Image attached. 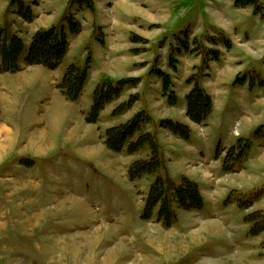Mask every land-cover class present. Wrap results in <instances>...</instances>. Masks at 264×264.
Instances as JSON below:
<instances>
[{
  "label": "crops",
  "instance_id": "0c3cea01",
  "mask_svg": "<svg viewBox=\"0 0 264 264\" xmlns=\"http://www.w3.org/2000/svg\"><path fill=\"white\" fill-rule=\"evenodd\" d=\"M92 1L94 7L90 9L73 4V0H22L30 10L29 17H25L13 0H0V29L10 31L24 44L19 62L21 70L12 73L0 69L1 152H6L7 158L41 160L71 150L73 152L68 151L71 156L84 157L93 166V173L102 175L103 181L117 182V190L122 188L123 194L126 183L140 194L139 220L148 199L146 194L159 176L165 181L168 192H172L182 179H189L199 188L203 208L178 210L176 224L188 227L186 237L197 243L201 238L204 241L207 235L218 237L220 245L215 252L218 263L237 261V254L244 249L252 255L254 239L260 238L259 243H264V223L256 225L250 218L258 214L257 217L264 222V128L261 136H254L256 130L264 125V87H251L249 82H245L240 77L245 66L232 63L230 54L226 58L222 56L209 61L202 70L197 69L203 63L202 56L192 57L190 49L184 48L183 44L189 47L188 40L176 37L180 33L188 35L190 31V25L185 27L177 21L178 14L186 13V9L178 12L176 3L171 4L172 8H168L163 17H159L156 15L163 8L158 3H153L148 12L141 5V0ZM154 9L156 11L152 12ZM69 14L80 22L81 29L78 33L67 29L69 47L59 67L52 70L43 65H29L26 59L33 37L60 24ZM168 34L173 35L168 37L171 40L165 38L167 40L161 45ZM171 47H176V53L171 54ZM89 55L92 56L91 67L83 92L77 101H69L57 84L70 66L83 67ZM1 62L2 58L0 66ZM157 70L169 76L168 91ZM196 72H200V85L212 99V111L202 124L191 120L187 113V97L194 89L189 80ZM120 81L128 82L121 86L116 97L105 104L95 121L88 120L98 86L102 83L116 85ZM139 114L147 119L140 131L129 138L122 150L109 148L107 132L127 124ZM162 121L187 126L189 139L161 126ZM70 123L72 129L60 146L58 140L50 135L51 131ZM146 133L151 134L158 145L162 160L160 174L132 180L130 167L151 158L152 148L148 144L135 152L128 148ZM241 139L254 140L251 152L239 170L227 172L224 168L226 152ZM22 167L23 172L30 169V165ZM107 182H103V186ZM40 183L23 188L25 203L36 200L42 206L47 196L44 188H47V183L38 186ZM30 188L35 190L32 194ZM72 188L67 183L60 187L64 190ZM84 193L70 191L63 197L52 199V205L59 207L64 201L70 204L74 198H81L78 203L87 206L103 202V195L100 197L89 190ZM115 200L118 206L123 203L118 198ZM157 207L152 219L159 221ZM87 212L88 219L94 217L91 209ZM41 217V220L46 219L44 215ZM140 221L147 223L143 219ZM255 226L256 234L260 233V236H255ZM8 228L6 224L5 230ZM169 229H175V225L166 227L165 231ZM1 232L4 231L1 229ZM8 233L4 232L2 238L13 239V233ZM105 235L109 236V230ZM229 246L234 247L236 254L228 252ZM2 248L5 254L16 255L19 252L14 246V250L6 245ZM249 261L253 264L254 257L253 261L249 257ZM258 264H264V261Z\"/></svg>",
  "mask_w": 264,
  "mask_h": 264
},
{
  "label": "rangeland",
  "instance_id": "374dc122",
  "mask_svg": "<svg viewBox=\"0 0 264 264\" xmlns=\"http://www.w3.org/2000/svg\"><path fill=\"white\" fill-rule=\"evenodd\" d=\"M153 3H158L159 7L163 8H157L160 10L159 14L153 13L159 17H163V13L172 8L171 4L176 3L178 12L186 9V13L178 14L177 21L185 27L190 25V31L187 36L180 33L176 37L181 36L188 40L192 57L202 56L203 63L197 69L202 70L207 67L209 61L215 60L210 57L211 51L220 52V58H226L227 54H230L232 63L245 66V70L240 74L245 82H249L251 87H264V0H255L254 4L242 6H236L235 0H141V5L148 12ZM155 11L156 9L152 12ZM171 36L173 35L168 34L164 39ZM170 38L168 39L171 40ZM227 39L232 42L231 51L224 44ZM175 48L171 47V54L176 53ZM200 72L194 73L193 76L200 80ZM261 127L264 128V125ZM49 128L51 131V126ZM69 129H72L71 123L55 128L50 135L62 146ZM254 136L259 137L261 134L256 136L254 133ZM12 138H15V135ZM251 141V148L243 163L251 152L254 140ZM238 142L233 147H236ZM70 147L71 145L68 149ZM68 151H62L58 156L49 159L32 160L21 157L7 158L8 154L0 150V264H224L218 263L216 259L218 255L215 252L220 245L218 237L210 238L203 234L204 241L201 238L197 243L186 237L189 231L187 226L176 224L177 213L181 208H178L175 198L173 207L176 219L172 220L171 225H175V229L165 231L163 222L160 223L152 219L153 217L143 223L140 221L142 216L140 220L137 218L139 193L136 194L126 183L123 194L122 188L117 190V182L103 181L105 179L102 175L93 173V166L84 157L71 156L73 151ZM24 165H30V169L23 172ZM242 165L239 164L238 167ZM38 181L41 182L38 186L47 183V188L44 187L47 196L43 199L42 206L36 200L25 203L23 196L26 193L23 188ZM103 182L107 184L103 186ZM65 183L73 188L60 189ZM84 189L90 193H98L100 197L103 195V204L80 205L81 198H74L70 204L64 201L59 207L52 205V199L60 195L63 197L70 191L82 194ZM30 191L32 194L35 190L30 188ZM149 194L150 190L146 194L147 197ZM85 195L84 193L83 197ZM117 198L123 202L120 206L115 203ZM157 208L158 220L161 204ZM87 209H91L93 218H87ZM43 215L46 216L45 220H41ZM257 216L255 224L264 223ZM6 224L8 230H5ZM1 229L13 233V239L2 238L4 232H1ZM103 229L109 230V236L105 235L106 231L102 232ZM60 232L61 236H58ZM256 233L255 236L261 235ZM21 235L27 238L20 239L19 236L23 237ZM259 242L260 238L254 239L252 255H248L244 249L237 254V261L234 259L231 264H251L249 257L252 261L254 257L253 264L264 261V249H261L264 248V243ZM2 245L10 246L13 250L17 248L19 252L16 255L5 254ZM229 251L235 254L237 252L232 246L228 247Z\"/></svg>",
  "mask_w": 264,
  "mask_h": 264
},
{
  "label": "trees",
  "instance_id": "16d2710c",
  "mask_svg": "<svg viewBox=\"0 0 264 264\" xmlns=\"http://www.w3.org/2000/svg\"><path fill=\"white\" fill-rule=\"evenodd\" d=\"M254 1L255 0H235V5L242 6L254 4ZM13 4H17L20 7L21 13L25 17H29L30 10L24 5L22 0H13ZM73 4H80L90 9L94 7V2L92 0H73ZM67 29L72 33H78L81 29L80 22L70 14L65 16L60 24L38 32L33 37L26 59L27 63L29 65H43L52 70L59 67L69 47ZM183 44L184 48H189L186 43L183 42ZM224 44L227 48H232V42L230 40H224ZM23 49L24 44L20 38L14 36L6 29H0L1 71L13 73L21 70L22 67L19 62ZM210 55L216 60L220 57L218 51H211ZM173 63L174 58L171 57V64ZM90 67L91 56H88L86 64L83 67L77 65L70 66L62 81L57 84V87L69 101H77L80 98ZM157 72L163 78L164 87L168 91L170 85L169 76L160 70H157ZM196 77L197 76H193L189 80V82L194 84V89L187 97V113L191 120L202 124L206 122L212 111V99L201 87L199 79ZM126 82L128 81H120L116 85H112L111 83H102L99 85L94 93V104L88 115V120L95 121L105 104L113 97L117 96L119 89L123 84H126ZM146 120L147 119L144 118L142 114H139L127 124L109 130L107 132V146L115 151L122 150L129 138L133 137L137 131H140L142 124L146 122ZM161 126L171 129L175 134L185 139H189L190 137V129L183 124L173 121H162ZM262 130V127L257 129L255 135L258 136L261 134ZM251 142L250 139H241L236 147H232L226 153L224 158V168L226 171L239 170L238 165L243 164V160L251 148ZM147 144L152 148V157L147 161L136 162L130 167L129 176L132 180L139 179L144 175H156L160 172L162 160L158 145L151 134L141 135L136 142L129 145L128 150L130 152H135ZM174 198L178 208L186 210H201L203 208V198L195 183L184 178L172 192H168L165 181H163L161 177H158L151 187L146 206L142 213V219H151L153 217L154 208L161 204L158 220L159 222H163L166 227H170L172 225V220L176 219V213L173 207ZM255 217L256 215H253L250 218L255 220ZM256 228L255 226L254 232L258 231Z\"/></svg>",
  "mask_w": 264,
  "mask_h": 264
}]
</instances>
